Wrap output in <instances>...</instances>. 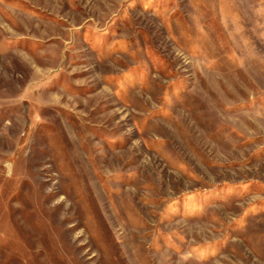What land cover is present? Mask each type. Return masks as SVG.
<instances>
[{"label": "rangeland", "instance_id": "374dc122", "mask_svg": "<svg viewBox=\"0 0 264 264\" xmlns=\"http://www.w3.org/2000/svg\"><path fill=\"white\" fill-rule=\"evenodd\" d=\"M0 264H264V0H0Z\"/></svg>", "mask_w": 264, "mask_h": 264}]
</instances>
